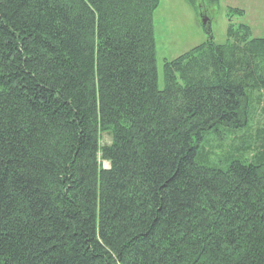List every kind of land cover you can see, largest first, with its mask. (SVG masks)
<instances>
[{
    "label": "trees",
    "instance_id": "16d2710c",
    "mask_svg": "<svg viewBox=\"0 0 264 264\" xmlns=\"http://www.w3.org/2000/svg\"><path fill=\"white\" fill-rule=\"evenodd\" d=\"M158 5L0 0V264H264V38L228 8L159 88Z\"/></svg>",
    "mask_w": 264,
    "mask_h": 264
},
{
    "label": "rangeland",
    "instance_id": "374dc122",
    "mask_svg": "<svg viewBox=\"0 0 264 264\" xmlns=\"http://www.w3.org/2000/svg\"><path fill=\"white\" fill-rule=\"evenodd\" d=\"M228 8L243 11L242 16L232 18L235 25L245 24L250 27L252 38H264V0H219L216 3L206 0L203 5L204 13L200 12L201 9L194 10L186 0H159V5L153 14L155 63L159 88L163 87L162 67L165 60H172L209 38H212L216 44L226 43ZM202 19H205V24L209 20L210 34L202 28L200 24ZM259 132H262L260 134L262 138L264 136V99L244 134L255 139ZM110 141L109 134L100 135V145L109 144ZM236 141L224 143L233 147ZM100 166L108 168L109 164L102 161Z\"/></svg>",
    "mask_w": 264,
    "mask_h": 264
},
{
    "label": "water",
    "instance_id": "95a60500",
    "mask_svg": "<svg viewBox=\"0 0 264 264\" xmlns=\"http://www.w3.org/2000/svg\"><path fill=\"white\" fill-rule=\"evenodd\" d=\"M201 23H202V24H205V19H202Z\"/></svg>",
    "mask_w": 264,
    "mask_h": 264
}]
</instances>
